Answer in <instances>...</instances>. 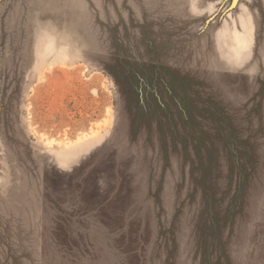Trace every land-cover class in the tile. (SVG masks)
<instances>
[{"label": "rangeland", "instance_id": "374dc122", "mask_svg": "<svg viewBox=\"0 0 264 264\" xmlns=\"http://www.w3.org/2000/svg\"><path fill=\"white\" fill-rule=\"evenodd\" d=\"M0 264H264V0H0Z\"/></svg>", "mask_w": 264, "mask_h": 264}]
</instances>
